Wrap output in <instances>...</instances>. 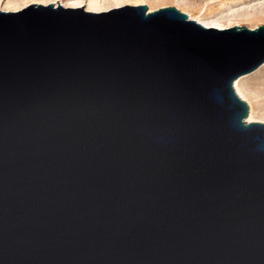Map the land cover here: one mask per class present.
Listing matches in <instances>:
<instances>
[{
	"label": "water",
	"instance_id": "obj_1",
	"mask_svg": "<svg viewBox=\"0 0 264 264\" xmlns=\"http://www.w3.org/2000/svg\"><path fill=\"white\" fill-rule=\"evenodd\" d=\"M81 7L0 12V264H264V24Z\"/></svg>",
	"mask_w": 264,
	"mask_h": 264
},
{
	"label": "rangeland",
	"instance_id": "obj_2",
	"mask_svg": "<svg viewBox=\"0 0 264 264\" xmlns=\"http://www.w3.org/2000/svg\"><path fill=\"white\" fill-rule=\"evenodd\" d=\"M0 0V12H17L28 5H57L62 9L80 8L83 12L101 13L125 5H147L148 11L163 7H175L190 13L216 30L237 27L254 29L264 24V0ZM188 15V14H187ZM195 21V20H194ZM240 89L253 105L255 116L264 123V62L254 71L238 77ZM235 81V80H234ZM249 108V105H248Z\"/></svg>",
	"mask_w": 264,
	"mask_h": 264
},
{
	"label": "bare ground",
	"instance_id": "obj_3",
	"mask_svg": "<svg viewBox=\"0 0 264 264\" xmlns=\"http://www.w3.org/2000/svg\"><path fill=\"white\" fill-rule=\"evenodd\" d=\"M138 1L136 4H139V3H143L144 0H136ZM188 16L190 19H193L195 20L197 23H199L200 25L204 26V27H210L209 24H207L206 22H202L200 21L199 19L193 17L190 13H188ZM233 87H234V90L236 92V94L240 97V99H242L243 101H245L247 103V105H249V111H248V116L246 118V121L247 122H251V121H259V117H256L255 116V112H254V109H253V105L251 104V102L249 101V99L247 98L246 94L240 89L239 87V80H235L233 82Z\"/></svg>",
	"mask_w": 264,
	"mask_h": 264
}]
</instances>
